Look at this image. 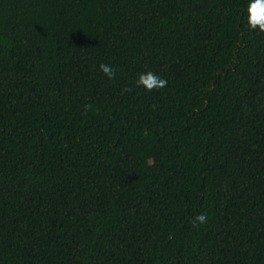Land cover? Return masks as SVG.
Listing matches in <instances>:
<instances>
[{
    "label": "trees",
    "instance_id": "1",
    "mask_svg": "<svg viewBox=\"0 0 264 264\" xmlns=\"http://www.w3.org/2000/svg\"><path fill=\"white\" fill-rule=\"evenodd\" d=\"M248 3L0 0V264H264Z\"/></svg>",
    "mask_w": 264,
    "mask_h": 264
},
{
    "label": "clouds",
    "instance_id": "2",
    "mask_svg": "<svg viewBox=\"0 0 264 264\" xmlns=\"http://www.w3.org/2000/svg\"><path fill=\"white\" fill-rule=\"evenodd\" d=\"M245 11L248 29L250 31L258 30L260 33H264V0H249ZM99 68L109 79L115 78L116 69L112 65L101 63ZM135 84L137 87H143L146 91L151 92L167 87V80L152 71H148L140 73ZM90 107V105H86V111ZM190 222L194 228L204 225L207 223V215L201 213L195 216Z\"/></svg>",
    "mask_w": 264,
    "mask_h": 264
}]
</instances>
